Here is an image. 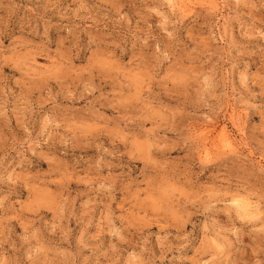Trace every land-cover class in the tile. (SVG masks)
Instances as JSON below:
<instances>
[{"label":"rangeland","instance_id":"obj_1","mask_svg":"<svg viewBox=\"0 0 264 264\" xmlns=\"http://www.w3.org/2000/svg\"><path fill=\"white\" fill-rule=\"evenodd\" d=\"M0 264H264V0H0Z\"/></svg>","mask_w":264,"mask_h":264}]
</instances>
